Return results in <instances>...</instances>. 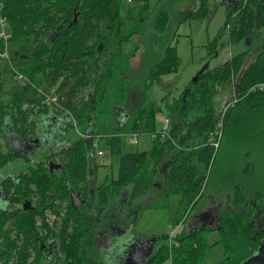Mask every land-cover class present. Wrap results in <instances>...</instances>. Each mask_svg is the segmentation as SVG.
I'll return each instance as SVG.
<instances>
[{"label": "trees", "instance_id": "obj_1", "mask_svg": "<svg viewBox=\"0 0 264 264\" xmlns=\"http://www.w3.org/2000/svg\"><path fill=\"white\" fill-rule=\"evenodd\" d=\"M197 2L196 10H192L191 15L204 11L207 4V0ZM120 4L121 0H4L3 14L11 33L10 59L35 83L38 79L40 83L47 84L59 80L55 90L59 99L56 108L62 105L70 109L81 127L88 129L92 124L93 126L96 124L93 120L95 109L105 98L109 100L105 106L109 117L119 110H126L124 119L111 126L106 124L104 128L112 134L104 140L112 154L119 155L120 163L117 179L112 183L115 184V188L109 191L107 185H103L99 196L103 199L100 202L107 204L120 190L126 189L129 190L132 199L143 197L150 192L153 199L145 208L163 207L170 194L179 193L182 211L174 220V223L178 224L181 221L185 222L190 210L203 197L204 188L208 185L207 170L213 164L218 149H214L208 143V136L214 129L216 119L213 98L217 93V86L223 87L232 82V89L238 96V101L226 113L222 132L228 130V122L231 119L232 124L241 120V111L244 108H249L246 113H252L250 109L253 107L258 109L264 107V90H250L253 85L264 82V40L254 60L244 68L242 64L247 49L233 54L219 66L206 68L199 74L196 83L189 84L181 95L173 100L170 116L171 135L177 145L157 135L152 137V152L121 153L119 134L136 130L154 134L157 114L160 111L151 102L142 105H135L134 102L131 104L132 98L136 100L138 97L129 89L126 76L130 72L129 60L134 56L136 49L124 53L122 44L130 41L133 35L142 34L140 31L151 18L154 30L163 34L169 16L166 11H159L153 15L148 0H142L141 3H136L138 9L131 28L124 32ZM226 5L224 26L214 42L231 21L233 25L228 29V39L234 44L250 42L255 33L264 29V0H238ZM132 8L127 9L128 15L133 12ZM18 59L20 62L21 59L26 61V65L17 62ZM178 66L179 57L175 47L166 44L160 59L148 69L146 84H152L161 76L176 72ZM92 78L94 82L91 90L86 97L85 94L81 95L77 104L78 95L89 86ZM120 80L124 81L121 87ZM35 95V90L29 86L15 89L9 105L21 106L25 99H34ZM36 99L40 102L38 98ZM45 106L43 109L48 111V104ZM50 109L55 110L51 107ZM13 118L14 126L19 125L17 129H32L25 124L27 119L23 114ZM89 145L90 140L86 142L83 138H77L71 146L61 149V153L65 155L63 169L66 170L67 176H70L68 180L71 184L85 177ZM11 158V152L0 154V167ZM30 169L27 175L13 180L10 185L18 186L17 192L23 194L22 197L31 195V192L40 194L38 204L31 211L14 208L11 213H6L0 209V264H44L40 243L49 235L57 236L59 251L66 262L70 261L71 264L116 262L115 258L118 259L116 256L108 257L103 263L101 258L92 255L90 258L86 255V246L95 235L92 227V232L86 236L87 223L84 220V211L67 205L57 231L49 229L43 216L44 212L47 208L56 214H60L61 211L59 206L53 205L48 198V191L52 187L51 176L42 165ZM231 176L228 171L220 173L216 179L219 183L216 194L222 195L221 189L226 182H231ZM32 185L34 189L31 188ZM59 185L64 188L63 182ZM59 192L65 196L64 189ZM224 200L212 224H197L175 231L171 243L167 242L168 235H159L161 243L156 246L145 264H201L209 246L205 243L206 237L211 232L219 235L212 245L225 242L226 249L231 250V255L224 256L218 264H240L253 254L264 242V217L256 215L257 202L245 196L240 183L232 185L231 194H226ZM128 213L132 214L131 211ZM39 218L41 225L37 226ZM40 230L46 231L45 237L40 234ZM241 240L248 246L242 249L239 244Z\"/></svg>", "mask_w": 264, "mask_h": 264}, {"label": "rangeland", "instance_id": "obj_2", "mask_svg": "<svg viewBox=\"0 0 264 264\" xmlns=\"http://www.w3.org/2000/svg\"><path fill=\"white\" fill-rule=\"evenodd\" d=\"M148 2L151 10H153V15L159 11L168 13L169 21L166 30L163 34L157 33L153 27V18H151L150 22L140 31L142 34L133 35L130 41L123 43L122 48L125 50L123 51L124 53H129L133 48L136 49L134 53L136 58L131 59L133 56L130 58V72L126 76L129 89L133 90L134 95L139 98L136 100L132 98L131 104L134 102L135 105H142L151 102L157 107L160 110L156 120V131H158L163 117H168L171 125L170 116L173 110L171 105L173 100L179 97L182 91L192 83L194 76L204 65L207 64L208 68L219 66L233 54L247 49V55L242 64V68H244L254 60L264 40V29L255 33L251 37L250 42L245 41L244 43L238 42L234 44L229 41L227 35L228 29L233 25L231 21L227 24L225 31L219 34L218 40L214 42L226 19L227 5L223 0H207L204 11L197 15L190 14L192 10H196L197 0H148ZM136 3H141V1L128 4L125 0H121L120 14L124 20L122 26L124 32L128 31L134 22L135 13L138 9V4ZM129 7H133V12L130 15L127 14ZM166 44H171L175 47L176 54L179 57L178 69L176 72L161 76L152 84H146L147 71L160 59ZM9 71L11 69L8 68L6 60L0 56V81L6 78L8 90L12 89V85L14 88L15 85L19 84L17 77ZM93 82L94 78L90 80L89 86L78 95L77 104H79L80 96L86 94V89L88 91L91 90ZM119 82L121 84L119 87H121L124 81L120 80ZM36 83H39L38 87L45 93H50V88L52 90L57 88L56 83H40L39 79ZM232 92V82L223 87L217 86V93L213 98L215 114L224 102L225 97L231 96ZM53 95H57L56 91L52 93ZM105 103H109L108 98H105L101 104L98 103L97 110L95 109L94 115L96 119L94 118L93 120L96 124L94 125V130L95 132L102 131L100 132L101 134L109 136L111 134L110 131L104 128L106 124L108 125L111 117L108 116L109 113L105 108ZM29 105H33V101ZM248 109L244 108L241 111L242 118L240 121L232 124L233 119H231L228 122V130L225 129L222 132L213 164L207 170L208 185L204 188V195L194 208L190 210L187 219L191 215L193 216L197 212L204 210L210 203L217 204L221 202L222 197L224 200L226 194H231L234 183H240L245 196L249 200L255 199L257 206L260 209H264V107L259 109L253 107L250 109L252 113H246ZM119 111H124L125 114L126 110L122 109ZM77 130L81 132L85 128L78 125L76 128H71L66 134L73 136ZM132 132H137L136 142L128 140V134ZM152 136L153 134L141 130L119 134L121 153L149 151L153 145ZM95 146L93 158H95L94 160L97 164V174L101 178L116 177L119 169V155L111 153L103 138H96ZM99 150L103 154L98 155L97 151ZM0 151H2L1 145ZM36 156L40 157V154ZM35 157L33 156V158ZM21 164L20 160L10 161L7 166L2 168L3 171L1 172L12 171L15 173ZM26 167L29 168L28 164H26ZM222 171H228L233 177L231 176V182H226L223 185L221 189L223 192L220 195L216 194L219 187L216 179ZM180 199L181 195L179 193H173L166 198L165 206L144 208L135 224L134 231L139 235L147 236L151 234L169 235L170 231L177 232L181 230L185 224L183 225L182 221L178 224L174 223L175 218L182 211ZM139 201L144 205L146 199H140ZM48 218L51 220L52 214H49ZM93 224V221L89 222V233L92 232ZM218 238L219 235L216 232H211L206 237L205 243L209 246L206 248L201 264H218L224 259V256L231 255V250L226 249L225 242H217L212 245ZM160 243L161 241L158 244ZM239 244L242 249L248 246L243 240ZM91 251H87L86 255L89 253L88 257L92 258L91 255L97 257V251ZM115 259L121 261L117 258ZM117 261L111 263L108 261L106 264H117Z\"/></svg>", "mask_w": 264, "mask_h": 264}, {"label": "flooded vegetation", "instance_id": "obj_3", "mask_svg": "<svg viewBox=\"0 0 264 264\" xmlns=\"http://www.w3.org/2000/svg\"><path fill=\"white\" fill-rule=\"evenodd\" d=\"M233 1L237 2L238 0H223L225 3ZM23 61V59H21V62L19 59L17 60V62L25 66L26 61ZM12 64L16 70L19 71L21 77L12 70L9 72L17 77L19 84L15 85L14 88L12 85V89L8 90L6 78L0 81V145L2 147L0 154L12 153V158L7 160V162L0 167V209L6 213H11L14 208L24 211H31L36 208L38 204V195L40 194L31 192V195L28 196L27 194L22 197L23 194L17 192L19 190L18 186L10 184L13 183V180H18L22 175H27L31 167L42 165L47 168L51 176L52 187L48 191V198H50L53 205L56 207L59 206V209H61L60 214H56L48 208L44 212L43 216H45V221L50 230L54 232L57 231V226L64 216L67 205L72 206L74 209L85 212L84 220L85 223H87L86 236L89 235L88 225L90 219L94 222L92 227L94 228L95 236L90 244L86 246V252L90 250L97 251V258H101L103 263L108 257L113 258L115 256L121 260L117 261L120 262L117 264H133L134 262L142 261L146 255L149 259L160 241L159 235H139L134 231V227L145 206L153 199L152 194L149 192L143 197L132 199L129 190L122 189L117 195L110 198L107 204L100 202L99 191L100 188H103L102 185H107L110 190L112 187L115 188V185H112V183L118 176L117 174L114 178H101L97 174V164L94 160L95 158H93V150H95L94 148L96 146L93 145V143H96V138L100 137L105 139L107 134H101L100 132L102 131L95 132L92 124L88 129L85 128L84 131L80 132L77 130L73 136L67 135L66 133L71 128H76L80 124L73 112L67 107L60 105L59 102L60 108H56L54 104L46 102L48 92L45 93L42 91L28 75L19 70L14 62H12ZM23 86H29L35 90L36 97L34 99H25L24 104L21 106H10L9 103L13 91L15 89L19 90ZM55 90H53L52 93H54ZM51 91L52 88H50V94H52ZM87 94L88 89L86 90L85 97ZM54 97L55 103H57L59 100L58 95ZM36 98H38L40 102H38ZM31 101H33V105H29ZM47 104L48 111L43 109V107L46 108L45 105ZM50 107L55 110H51ZM21 114L27 119L25 124L33 127L29 129V131L23 129L19 130L17 129L19 125L14 126L12 123L14 121L13 117L17 115L21 116ZM123 114V111H118L114 113V115L112 114V117L108 121V125H114L120 119H124L125 116ZM111 135L112 134L109 136ZM77 138H83L86 142L90 140V145L87 148L88 163L85 177L75 180L74 185L70 183L67 172L63 169L65 155L61 153V149L71 146L72 142ZM39 154L40 157H37L36 155ZM33 156L36 157L33 158ZM13 160H20L22 162L18 170L15 173L12 171L1 172L3 171L2 168ZM26 164H28L29 168L26 167ZM163 165L166 164L163 163ZM72 177L73 175H71V179H73ZM61 182H63L62 186H64V188L59 185ZM31 188L34 189V186L32 185ZM62 189L66 191L65 196L61 195L59 192V190ZM16 199L20 201L17 202ZM140 199H146L144 205L140 203ZM223 201L222 197L221 202L217 204L210 203L204 210L197 212V214L193 216L191 215L189 219H187L189 216L188 214L185 222H182V224H185L184 227H194L197 224L205 223L212 224L215 220L217 210L219 206L223 204ZM130 211L132 214L128 213ZM135 211L139 212L135 214ZM255 211L258 217H264V209L255 206ZM127 213L129 215L126 216ZM49 214H52L51 220L48 218ZM36 225H41L40 218L37 219ZM5 228H7V224ZM69 229L70 227L68 230ZM40 234H43V237H45L47 233L45 230H40ZM11 236L13 237L14 235L11 234ZM58 247L57 236L52 237L49 235L45 237L44 241H41L40 253H42L44 264H71L70 261H64L63 255ZM87 255H89V253ZM136 258L140 260H136ZM147 258L139 264H145L148 260Z\"/></svg>", "mask_w": 264, "mask_h": 264}, {"label": "built area", "instance_id": "obj_4", "mask_svg": "<svg viewBox=\"0 0 264 264\" xmlns=\"http://www.w3.org/2000/svg\"><path fill=\"white\" fill-rule=\"evenodd\" d=\"M128 4L142 1V0H125ZM4 9V0H0V43H2V48L0 49V56L3 57V59L6 60V62L9 64V68L14 71L15 74H18L19 77H21V74L19 71L16 70V68L13 66L10 55H9V40L11 39V33L8 27V21L6 17L3 14ZM264 90V82L257 83L253 85L250 90ZM53 90L51 91V93ZM238 101V96L233 91L231 96L225 97L224 102L220 106L218 112L216 113V119H215V125L214 129L209 133L208 136V143L214 147V149H217L219 147L220 139L222 136V130H223V124L225 120L226 113L228 112L229 108L234 106L235 103ZM46 102L52 103L55 106H57V103H55V97L52 94L48 93L46 96ZM159 135L162 139H167L174 145H177L174 142V139L171 135V125L170 120L168 117H163L161 119V127L158 131H156L153 136ZM137 132H132L128 134V140L136 142L137 141ZM152 136V137H153ZM95 145V143H93ZM98 154H103L102 151H98ZM175 231H170L169 235L167 237V242L171 243L173 242V236Z\"/></svg>", "mask_w": 264, "mask_h": 264}, {"label": "water", "instance_id": "obj_5", "mask_svg": "<svg viewBox=\"0 0 264 264\" xmlns=\"http://www.w3.org/2000/svg\"><path fill=\"white\" fill-rule=\"evenodd\" d=\"M206 68H208V65H204L202 67V69L194 76L193 78V83H196L197 81V77L199 76L200 73H202ZM189 89H186V91H188ZM184 98V97H183ZM147 258V255L144 256V259ZM143 259V260H144ZM148 259V258H147ZM136 260H140L138 258H136ZM142 260V261H143ZM149 260V259H148ZM147 260V261H148ZM141 260L138 262H134L133 264H139L142 262ZM120 263V262H118ZM69 264V263H68ZM240 264H264V242L262 244H260L257 247V250L251 254L250 256H248L245 260H243Z\"/></svg>", "mask_w": 264, "mask_h": 264}, {"label": "bare ground", "instance_id": "obj_6", "mask_svg": "<svg viewBox=\"0 0 264 264\" xmlns=\"http://www.w3.org/2000/svg\"><path fill=\"white\" fill-rule=\"evenodd\" d=\"M263 98H264V97H263ZM105 104H106V103H105ZM101 108H102V107H101ZM89 109H90V108H89ZM96 110H97V109H96ZM92 112H93V111H92ZM99 112H100V111H99ZM165 116H166V115H165ZM83 117H84V116H83ZM95 119H96V118H95ZM28 122H29V121H28ZM149 123H151V122H149ZM152 123H153V122H152ZM154 124H155V123H154ZM124 125H125V124H124ZM148 125H149V124H148ZM149 126H150V125H149ZM150 127H151V126H150ZM30 128H31V127H30ZM32 128H33V127H32ZM123 128H124V127H123ZM118 130H119V129H118ZM118 130H117V131H118ZM121 130H122V129H121ZM28 131H29V130H28ZM122 131H124V130H122ZM28 133H29V132H28ZM31 134H32V133H31ZM28 137H29V136H28ZM21 139H22V138H21ZM165 142H166V141H165ZM152 144H153V142H152ZM109 145H110V144H109ZM160 147H161V145H160ZM160 147H159V148H160ZM116 148H117V147H116ZM150 148H151V147H150ZM156 148H158V147H156ZM169 148H170V147H169ZM24 149H25V148H24ZM161 149H162V148H161ZM161 149H160V150H161ZM164 149H165V148H164ZM113 150H114V149H113ZM155 150H156V153H157V152H158L157 149H155ZM160 150H159V151H160ZM166 150H167V149H166ZM149 151H151V149H150ZM153 151H154V150H153ZM118 152H119V151H118ZM151 152H152V151H151ZM111 153H112V152H111ZM127 154H128V153H127ZM129 154H130V153H129ZM152 154H154V153H152ZM28 155H30V154H28ZM120 156H121V155H120ZM153 156H155V155H152V157H153ZM142 157H143V156H142ZM30 159H31V158H30ZM140 160H141V159H140ZM147 160H148V159H147ZM119 161H120V160H119ZM143 162H144V161H143ZM119 163H120V162H119ZM133 163H134V162H133ZM140 163H141V161H140ZM148 163H149V162H148ZM154 163H155V162H154ZM137 164H138V163H137ZM94 167H95V166H94ZM135 167H137V166L135 165ZM142 167H143V166H142ZM125 168H126V167H125ZM151 168H152V167H151ZM94 169H95V168H94ZM118 170H119V169H118ZM134 170H135V169H134ZM138 170H139V167H138ZM151 170H152V169H151ZM175 170H176V169H175ZM45 171H46V169H45ZM144 171H145V170H144ZM147 171H148V170H147ZM176 171H177V170H176ZM176 171H175V172H176ZM136 172H137V171H136ZM136 172H135V174H136ZM110 173H111V172H110ZM141 173H142V172H141ZM146 173H147V172H146ZM167 173H168V172H167ZM135 174H134V176H135ZM172 174H173V173H172ZM74 175H75V174H74ZM138 175H139V174H138ZM151 175H152V174H151ZM151 175H150V177H151ZM140 176H141V175H140ZM129 177H130V176H129ZM129 177H128V178H129ZM138 177H139V176H138ZM69 178H70V176H69ZM132 178H133V177H132ZM132 178H131V179H132ZM146 178H147V177H146ZM92 180H93V179H92ZM126 180H127V178H126ZM84 181H85V180H84ZM104 181H105V180H104ZM129 182H130V181H129ZM118 183H119V181H118ZM84 184H85V183H84ZM102 184H103V183H102ZM122 184H123V183H122ZM114 185H115V184H114ZM102 186H103V185H102ZM107 187H108V186H107ZM112 188H113V187H112ZM117 188H118V187H117ZM117 188H116V189H117ZM142 188H143V187H142ZM100 189H101V188H100ZM105 189H106V188H105ZM138 189H140V186H139ZM81 190H82V189H81ZM83 190H84V189H83ZM102 190H103V189H102ZM102 190H101V191H102ZM109 190H110V189H109ZM113 190H115V189H113ZM111 191H112V189H111ZM120 191H121V190H120ZM99 192H100V191H99ZM99 192H98V193H99ZM103 192H104V191H103ZM111 193H113V192H111ZM134 194H135V193H134ZM136 194H137V193H136ZM95 195H96V194H95ZM111 196H112V195H111ZM83 197H84V196H83ZM104 197H105V196H104ZM125 197H126V196H125ZM102 199H103V198H102ZM102 199H100V200H102ZM133 199H134V198H133ZM151 202H152V201H151ZM150 205H152V204H150ZM100 207H101V206H100ZM101 208H102V207H101ZM82 209H83V208H82ZM76 211H77V210H76ZM96 219H97V218H96ZM130 219H131V218H130ZM130 229H131V228H130ZM156 254H157V253H156ZM153 256H154V255H153ZM158 256H159V255H158ZM156 257H157V256H156ZM154 259H155V257H154ZM150 260H151V259H150ZM174 264H175V263H174Z\"/></svg>", "mask_w": 264, "mask_h": 264}, {"label": "crops", "instance_id": "obj_7", "mask_svg": "<svg viewBox=\"0 0 264 264\" xmlns=\"http://www.w3.org/2000/svg\"><path fill=\"white\" fill-rule=\"evenodd\" d=\"M198 1V0H197ZM123 45V44H122ZM122 50L123 51H125L123 48H122ZM136 58V54H135V56H133V58H131V59H135ZM59 84V80L56 82V85H58ZM51 87V86H50ZM87 90V89H86Z\"/></svg>", "mask_w": 264, "mask_h": 264}]
</instances>
